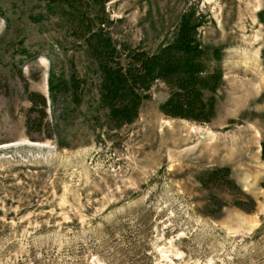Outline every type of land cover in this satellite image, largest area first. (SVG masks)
Instances as JSON below:
<instances>
[{"label":"rangeland","instance_id":"obj_1","mask_svg":"<svg viewBox=\"0 0 264 264\" xmlns=\"http://www.w3.org/2000/svg\"><path fill=\"white\" fill-rule=\"evenodd\" d=\"M57 4L0 0V264H264V0L82 9L93 21L81 28L101 21L119 50L145 52L193 12L197 39L221 51L208 123L163 115L168 88L155 81L117 128L76 40L85 30ZM28 94L44 97L42 117ZM248 198L251 211L236 207Z\"/></svg>","mask_w":264,"mask_h":264},{"label":"trees","instance_id":"obj_2","mask_svg":"<svg viewBox=\"0 0 264 264\" xmlns=\"http://www.w3.org/2000/svg\"><path fill=\"white\" fill-rule=\"evenodd\" d=\"M48 0L58 3L60 16L75 24L76 29L93 21L92 17L82 11L95 6L99 12L108 0ZM193 12L183 14L175 32L166 44L155 52L141 49L132 50L122 47L121 51L105 36L101 29L103 22L94 23L96 30L85 27L83 33L77 34L76 40H82L87 53L94 61L98 72L97 97L105 108L106 116L114 128L131 123L137 115L140 103L148 96L145 92L150 84L158 81L168 88V96L159 106L166 117L188 120L193 123H208L214 115L216 89L221 83L222 74L219 65L221 51L203 45L197 34L203 26V18L195 17ZM264 26V24H263ZM86 35V36H84ZM35 94H28L27 100L32 103L29 111L35 109L40 117L45 109V99L34 101ZM37 107V109H36ZM29 118L25 119L28 128ZM226 168L209 172L207 176L225 178ZM228 185L231 184L227 180ZM264 189V180L260 184ZM236 207L251 211L254 202L247 199Z\"/></svg>","mask_w":264,"mask_h":264},{"label":"bare ground","instance_id":"obj_3","mask_svg":"<svg viewBox=\"0 0 264 264\" xmlns=\"http://www.w3.org/2000/svg\"><path fill=\"white\" fill-rule=\"evenodd\" d=\"M155 121V120H154ZM154 123V122H153ZM156 125V124H155ZM157 126V125H156Z\"/></svg>","mask_w":264,"mask_h":264}]
</instances>
